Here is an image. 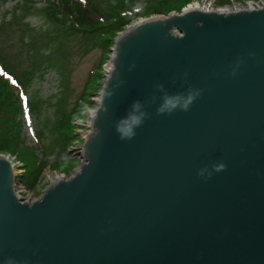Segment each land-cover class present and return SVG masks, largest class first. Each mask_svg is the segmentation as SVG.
I'll list each match as a JSON object with an SVG mask.
<instances>
[{
    "label": "water",
    "instance_id": "water-1",
    "mask_svg": "<svg viewBox=\"0 0 264 264\" xmlns=\"http://www.w3.org/2000/svg\"><path fill=\"white\" fill-rule=\"evenodd\" d=\"M160 15L115 37L73 175L22 202L0 153V264H264V5Z\"/></svg>",
    "mask_w": 264,
    "mask_h": 264
},
{
    "label": "trees",
    "instance_id": "trees-1",
    "mask_svg": "<svg viewBox=\"0 0 264 264\" xmlns=\"http://www.w3.org/2000/svg\"><path fill=\"white\" fill-rule=\"evenodd\" d=\"M190 1L103 0L102 9L98 0H43L44 5L40 7L36 6L34 0H19L13 17L8 13L4 14L7 18L4 24L15 22L24 26V35L29 39L25 43L30 44L27 54L32 64L17 73L16 65L11 61V57L17 54H5L4 47L0 45V153L16 155L22 162L23 170L15 176L16 182L28 189H35L43 169L49 166L48 159L56 150L62 151L63 155L53 163L52 168L68 171L76 162L70 159L69 151H66L74 138L72 117L80 112L77 105L82 108L79 115H83L82 104L89 101L86 98L89 91L97 90L99 72L98 69L90 72L76 107L66 115L61 100L64 99L65 79L69 71L67 67L69 53L65 51L67 40L73 36H81L88 48H98L100 65L111 51L117 33L133 20L167 14L172 10L179 12ZM217 2L224 4L229 0ZM34 10L41 12L43 18L50 23V28H36L23 21ZM20 14L22 18L19 17ZM3 57L8 64L4 62ZM49 69L55 70L61 77L62 95L53 105L54 116L45 118L37 125L34 133L35 146L32 147L23 134L24 113L40 112V101L37 97H31L26 108L22 104V97L30 88L35 75L42 78ZM10 77H14V83ZM45 138H48L47 144L43 142ZM37 146L40 148L37 149Z\"/></svg>",
    "mask_w": 264,
    "mask_h": 264
},
{
    "label": "rangeland",
    "instance_id": "rangeland-1",
    "mask_svg": "<svg viewBox=\"0 0 264 264\" xmlns=\"http://www.w3.org/2000/svg\"><path fill=\"white\" fill-rule=\"evenodd\" d=\"M34 1L36 2L37 7L44 5L43 0ZM98 1L101 3L100 6L102 7V9H104V4H102L103 0ZM236 1L240 2L242 0ZM17 2H19V0H0V45L4 47L5 54H17V56L11 57V61L16 65L15 71H17L18 73L20 70L25 69L26 67L28 68L32 64L30 63V59L27 54L30 48V44L25 43L28 42L29 39L28 36L24 35V26H22V24L19 25V23L15 22L4 24V21L7 20L4 14L8 13L10 17H13L15 14ZM19 13H21V11ZM150 16L137 18L130 24H133L134 22L143 18H149ZM19 17L22 18V14H20ZM23 21L36 28L47 29L51 26L50 23H48L45 18H43L39 10L32 11L26 18L23 19ZM127 27L128 26H125L123 30H125ZM65 51L69 53L67 62L69 71L68 76L65 79V89L63 91L64 99L61 100V103L66 115L71 112L72 108L76 107L77 100L81 97L84 85L88 80V75L94 69H98L97 72H99V77L97 79L98 85L96 91L91 90L89 91L90 93L87 94L86 98H88L89 101H84V103L82 104V107L84 109L83 115H79L82 111V108L77 105V108H80V112L78 111L79 113H75V115H73L72 117V124L74 126V138L69 144L66 151H69L70 159L76 162L68 171L60 168H52L53 163L60 159V157L63 155L62 151L56 150V152L48 159L49 166H46L43 169L40 179L38 180L37 187L40 186L41 190L49 184L48 175L53 176L57 173H63L65 176H68L69 174H72L79 169V165L81 162L82 143L85 140V138L83 137L84 131L86 130V128H88L86 127V125L90 119V112L97 107V100H95V97H97L102 83H104L106 79L105 72L103 71L104 64L108 62L109 58L112 55L110 51L107 54L106 58L99 65L100 50L98 48H88L85 42L82 40L81 36H73L69 38L67 40V44L65 45ZM3 60L6 64H8L7 60L4 57ZM98 65L99 68H97ZM60 79L61 77L53 69H49L47 72H45L42 78H40L38 75H35L30 88L23 96V99H27V101H29L31 97H37L40 101V112L33 114L30 111H26L27 113H24L25 124L23 128V134L27 140V143L32 147L35 146L34 133L36 132L37 125H39L40 122H43L45 118H52L54 116L53 105H55V101L59 98V96L62 95ZM43 142L44 144H47L48 138H45ZM39 148L40 147L37 146V149ZM17 160L19 161L21 166L22 162L18 158Z\"/></svg>",
    "mask_w": 264,
    "mask_h": 264
},
{
    "label": "built area",
    "instance_id": "built-area-1",
    "mask_svg": "<svg viewBox=\"0 0 264 264\" xmlns=\"http://www.w3.org/2000/svg\"><path fill=\"white\" fill-rule=\"evenodd\" d=\"M191 3L198 4L199 7L202 8L204 11H216V12H221V13H228V12H234V11H239V10H253V9L261 8L264 5V0H242L240 2H237L236 0H229V2L224 3V4H217L215 0H192ZM105 66H106V69L111 67L110 60H108V62L104 64V67ZM106 69L104 71L105 77H106ZM98 96L99 95H97V97ZM95 100H96V97H95ZM8 157L13 163L14 167L15 165L16 167L20 166V163L16 159L15 156L8 155ZM61 174L63 175V173ZM39 190H41L40 186L36 187L35 190H30L20 183H16V182L14 183L15 195L22 202L31 203L34 200L38 199L39 197H37L36 191H39Z\"/></svg>",
    "mask_w": 264,
    "mask_h": 264
},
{
    "label": "bare ground",
    "instance_id": "bare-ground-1",
    "mask_svg": "<svg viewBox=\"0 0 264 264\" xmlns=\"http://www.w3.org/2000/svg\"><path fill=\"white\" fill-rule=\"evenodd\" d=\"M186 10H194V9H196V10H201V11H203V9L202 8H200L199 7V5L198 4H196V3H190V5H188L186 8H185ZM158 18H164L162 15H153L152 17H150V18H147V19H141V20H138V21H136V22H134L133 24H129L128 25V28H127V30H130L131 28H133L134 26H136L137 24H139L140 22H142L143 20L144 21H148V20H152V19H158ZM112 56H113V54H112ZM111 56V57H112ZM111 68H112V66L110 67V68H107L106 69V66L103 68V71H105V69H106V77L108 76V74H109V72L111 71ZM105 77V78H106ZM102 85H103V83H102ZM102 87V86H101ZM99 94V93H98ZM96 104H97V106L99 105V103H100V101H101V95H99L98 97H96ZM96 109H97V107H96ZM96 109H94V111H92V112H90V121H88V123H87V125H86V127H88V128H86V130L84 131V138H86L87 139V137L93 132V122H94V117H95V115H96ZM82 145H83V143H82ZM81 150H82V148H81ZM81 153H82V151H81ZM15 167H16V165H15ZM22 169H21V167H20V169H18L17 171H16V168H14L13 169V171H14V173H15V175H17V174H19V173H21L22 171H21ZM76 172V171H75ZM75 172H73V173H75ZM73 173L72 174H69L68 176H65L64 174L62 175V174H56V175H48V177H49V184L48 185H50L51 183H54L55 181H58V180H60V179H68L71 175H73ZM52 177V178H51ZM16 181L14 180V183H15ZM16 183H18V182H16ZM37 185H38V183H37ZM37 185H36V187H37ZM47 185V186H48ZM46 186V187H47ZM45 187V188H46ZM45 188H43L42 190H39V191H36V195H37V197H39L40 195H41V193L43 192V190L45 189ZM28 189V188H27ZM36 189V188H35ZM35 189H30V190H35Z\"/></svg>",
    "mask_w": 264,
    "mask_h": 264
},
{
    "label": "clouds",
    "instance_id": "clouds-1",
    "mask_svg": "<svg viewBox=\"0 0 264 264\" xmlns=\"http://www.w3.org/2000/svg\"><path fill=\"white\" fill-rule=\"evenodd\" d=\"M191 99H192V98H191V97H189V103L191 102ZM187 106H188V105H187V104H185V105H184V108L186 109V108H187ZM137 123H139V121H137ZM132 135H134V133H132V132H131V130H129V135H128V138H131V136H132ZM223 167H224V166H223V165H221V166H220V167H219L217 170H218V171H219V170H223Z\"/></svg>",
    "mask_w": 264,
    "mask_h": 264
}]
</instances>
